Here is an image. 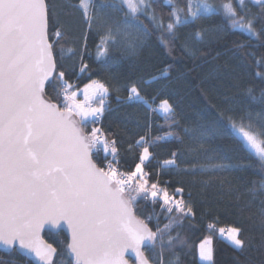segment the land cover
<instances>
[{
    "label": "snow or ice",
    "instance_id": "1",
    "mask_svg": "<svg viewBox=\"0 0 264 264\" xmlns=\"http://www.w3.org/2000/svg\"><path fill=\"white\" fill-rule=\"evenodd\" d=\"M79 7L89 29L97 31L96 60L106 67L119 62L113 51L135 57L153 38L169 55L179 49L181 58L195 60L231 35L235 79L242 82L253 69H264V52L257 48H264V0H101L94 12V0H79ZM50 18L46 0H0V249L10 257L8 264H165V253L174 257L169 264H178L175 249L184 242L179 231L171 233L195 213L183 187L170 192L167 183L151 180L146 169L153 161L157 177L175 173L205 187L228 184L229 190V177L254 171L261 179L251 181L246 192L250 203L259 201L264 230V88L257 96L253 87L237 84L239 98L226 92L213 102L206 96L196 118L182 123L165 89L151 102L142 95L145 85L169 78L171 65L131 81L124 86L125 99L143 103L163 123L156 125V135L149 123L127 144L124 151L138 162L123 170V141L96 126L111 111L110 89L96 79L77 88L57 72L66 57L64 34L55 25L50 31ZM67 53L77 55L71 47ZM80 59L83 75L89 66L83 53ZM254 75L264 84V70ZM52 83L58 103L46 93ZM204 91L210 96L213 90ZM163 143L178 147L160 160ZM141 201L159 205L167 223L161 226L155 214L141 218ZM46 226L57 234L67 231L70 241H60L58 250L42 236ZM241 233L239 227L219 229L220 237L244 251L252 245ZM212 243L209 235L199 244V259L209 264Z\"/></svg>",
    "mask_w": 264,
    "mask_h": 264
},
{
    "label": "trees",
    "instance_id": "2",
    "mask_svg": "<svg viewBox=\"0 0 264 264\" xmlns=\"http://www.w3.org/2000/svg\"><path fill=\"white\" fill-rule=\"evenodd\" d=\"M46 3L49 5L51 14L50 31L55 25L64 34L61 45L65 49L66 57L58 61L57 72L63 71L65 79L77 87L83 86L90 79H96L105 83L110 89L108 104L111 111L106 112L101 123L96 126L115 133L123 141L120 153L123 170L134 169L135 163L138 162L134 153L124 151L127 144L143 135L149 123L152 124V135H156L159 131L156 125L163 123L162 119L149 112L143 103L129 102L125 99L127 91L124 86L131 81L147 79L150 75H157L162 69L171 65L169 78L145 85L142 95L151 102V97L157 96L161 89H165L171 96L170 102L177 106L182 123L196 118L200 109L204 107L206 96L213 102L218 101L219 94L226 92L239 98L237 84H240V87H253L254 94L257 96L260 95V89L264 88V84H261L259 78L254 75L256 70L264 69H253L242 82L235 79L233 69L236 61L228 49L233 47L236 37L231 35L224 36L222 40L206 48L205 51H210V55L195 60L188 57L181 58L179 49L169 55L153 38L135 57H126L122 52L113 51L112 55L119 62L106 67L96 60L99 36L95 28L89 29L83 10L79 7V0H46ZM94 3L93 12L96 7H99L101 0H94ZM168 10L167 5L163 6L162 12L165 15ZM70 47L77 51V55L71 58H69L71 54L67 53ZM257 48L258 54L264 52V48L259 46ZM217 52L221 54L219 58L212 59ZM80 53H83V62L89 66L88 73L83 75L79 74ZM204 89L213 91L209 96ZM57 91L55 83L46 85L48 97L58 103ZM176 147L178 145L171 143L161 144L157 149L158 158L160 160L168 158L170 151ZM146 170L151 173V180L159 179L162 185L167 183L170 192L176 187H183L184 200L193 206L195 216L186 219L179 228H173L171 233L175 236L179 231V239L184 242L183 245L177 244L175 249L180 255L178 264H206L199 261L197 246L209 235L213 240L211 264H264V247H261V243L264 242V230L260 228L259 201L250 203L251 197L246 192V189L251 186V181L261 179L254 171L239 172L229 177L233 189L229 190L228 184L221 186L217 181L205 187L199 182L192 183L190 177L175 173L161 172L157 177L155 161ZM136 210L141 218L149 214H160L159 205H152L150 202H139ZM159 219L161 226L167 223L163 215H159ZM209 224L214 225V228L210 229ZM150 227H155L154 221L150 223ZM226 227L241 228V238L252 247H246L244 251L235 249L217 232L218 228ZM49 232L44 231L42 236L49 243H53L58 250L62 246L60 241L66 245L67 238L63 232L59 234L51 232V235ZM146 255L151 257L150 253ZM0 260L8 264L10 257L0 252ZM170 260H174L172 254L165 253V264H169Z\"/></svg>",
    "mask_w": 264,
    "mask_h": 264
},
{
    "label": "rangeland",
    "instance_id": "3",
    "mask_svg": "<svg viewBox=\"0 0 264 264\" xmlns=\"http://www.w3.org/2000/svg\"><path fill=\"white\" fill-rule=\"evenodd\" d=\"M89 82H90V81H89ZM89 82H87V83H89ZM87 83H85V84H87ZM85 84H84V85H85ZM84 85L81 86V87H77V88H81V89H82V88L84 87ZM78 98H79V99H83V96H82V95H79ZM228 228H230V227H226V228H224V229L227 230ZM219 229H220V228H218V230H217L218 234H219ZM219 236H220V235H219ZM202 241H203V240H202ZM227 242H228V241H227ZM200 243H201V242H200ZM200 243H199V244H200ZM199 244H198V246H197V255H198V259H199ZM199 261H200V262H203V263H206V264H209V262H207V261H201L200 259H199Z\"/></svg>",
    "mask_w": 264,
    "mask_h": 264
},
{
    "label": "water",
    "instance_id": "4",
    "mask_svg": "<svg viewBox=\"0 0 264 264\" xmlns=\"http://www.w3.org/2000/svg\"><path fill=\"white\" fill-rule=\"evenodd\" d=\"M47 230L50 231V232H52V233H56L57 232L56 229H51L49 226H46L45 231H47ZM63 233L65 234V236L67 238V243H68L70 241V235L67 233V231H63ZM0 252H4L3 249H0Z\"/></svg>",
    "mask_w": 264,
    "mask_h": 264
}]
</instances>
